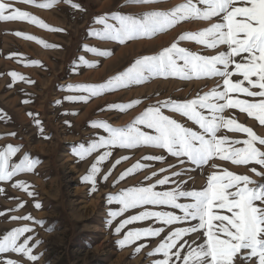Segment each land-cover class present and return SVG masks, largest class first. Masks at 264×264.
<instances>
[{
  "label": "snow or ice",
  "instance_id": "obj_1",
  "mask_svg": "<svg viewBox=\"0 0 264 264\" xmlns=\"http://www.w3.org/2000/svg\"><path fill=\"white\" fill-rule=\"evenodd\" d=\"M23 2L35 4L36 0ZM64 2L73 9L83 10L73 0ZM131 2L149 5L155 0ZM57 3L58 0H44L37 6L51 8ZM213 18H218V22L210 23L198 31L182 33L169 46L155 54L136 58L129 67L102 83L69 85L70 89L85 94L65 97L69 101L87 102L91 97L116 89H126L131 85H142L156 77H176L184 80L217 78L222 81L191 99H157L124 126H113L103 120L91 121V127L102 129L107 135L90 140L87 146L83 143L74 146L73 154L81 161L97 149H105L82 177V182L90 184V191L97 189V174L101 171L99 165L112 155L110 149L132 150L148 147L159 149L161 153H167L174 158L175 163L168 164L163 154L143 156L144 161L166 164V167L146 175V181H152L158 173L168 174L155 179L154 183L127 187L117 194H108L106 198L109 205H120L118 210L109 209V219L106 221L108 224L129 209L144 208L138 214L121 220L114 228L117 234L126 225L134 222L152 220L153 223L173 226L197 221L191 226H177L168 231L159 244L147 253L148 256L162 257L153 260L152 264H264V136L257 135L252 127L239 122L235 115H225L230 110H237L264 126V0H184L168 10L153 9L139 14H103L93 20L95 24L103 27L90 30V34L100 39L123 44L126 41L154 37L181 22L211 21ZM16 20H27L49 28L36 16L15 7L14 0H0V21ZM110 20L115 23H109ZM16 35L37 40L45 47L50 46L34 36L19 32ZM180 41L195 42L205 49L215 50V54L204 55L191 51L181 47ZM88 50L101 56L111 54L110 50ZM80 60L89 67L95 66L83 57ZM9 75L13 80L17 77L20 80L25 79L16 72H10ZM139 104L140 99H133L128 103H113L106 107L124 112ZM165 110L170 114H165ZM173 114H179L186 121L175 119ZM187 122L195 127L187 126ZM35 123L40 125L39 120H35ZM225 131L246 134L247 138L233 139L222 134ZM9 135L14 136L15 133ZM19 148V145L11 144L0 148V182L11 181L18 172H33L35 169L37 161L31 159L27 153L19 162L12 161ZM127 159V156L117 159L103 179L107 180L112 170ZM217 159L236 166L249 167L261 181L223 168L208 175L205 187L187 190L188 180L183 177L191 171L188 166L221 169V165L213 162ZM150 167V164L137 161L121 172L114 184ZM169 184L172 187L163 191L156 190L157 185ZM12 187L22 189L30 197L35 196L23 180L15 181ZM3 191L0 188V192ZM182 200L185 202H181ZM148 205L165 206L179 210L181 214L175 211L149 210L145 207ZM17 207H23V203ZM34 207L40 209L41 204L35 203ZM224 211L230 215L223 214ZM10 219L32 221L33 217L28 214L11 216ZM31 231L28 225L7 231L0 238V254L16 253L36 264L42 253L33 254V248L40 241L36 240L29 246L33 238L28 236L18 242L25 233ZM164 231L165 227L131 228L117 244L124 247L142 239L157 238ZM200 233L206 238L204 243L196 244L193 241L190 244L185 238L189 234ZM144 247L146 244H139L133 254L139 253ZM0 264H20V261L4 256L0 257Z\"/></svg>",
  "mask_w": 264,
  "mask_h": 264
},
{
  "label": "rangeland",
  "instance_id": "obj_2",
  "mask_svg": "<svg viewBox=\"0 0 264 264\" xmlns=\"http://www.w3.org/2000/svg\"><path fill=\"white\" fill-rule=\"evenodd\" d=\"M43 2L44 0H36L35 4H31L24 3L23 0H14V6L42 20L49 26L47 29L27 20L0 21V148L8 144L19 145V151L12 158L13 162H19L25 153L37 161L33 172H18L11 181L0 182V188L4 189L0 192V238L13 228L24 225L31 227L32 231L25 233L18 242H22L28 236L33 238L29 246L36 240L40 241L33 248V254L42 253L36 264H152L153 260L162 257L160 255L148 256L147 253L159 244L168 231L177 226H191L197 221L173 226L153 223L152 220L134 222L126 225L117 234L114 228L121 220L138 214L144 208L129 209L108 224L106 221L109 219V209L118 210L120 205L116 203L109 205L106 198L108 194H117L127 187L154 183L155 179L168 174L158 173L152 181H146L144 179L146 175L152 171H158L161 167H166V164L159 161H144L143 156L163 154L168 164L175 163L174 158L168 156L167 153H161L159 149L148 147L132 150L110 149L112 155L99 165L101 171L97 174V189L90 191V184L82 182V177L87 174L90 165L105 149H97L81 161L73 154L74 146L80 143L87 146L90 140L100 135H107L102 129L91 127V121L103 120L113 126H124L148 104L157 99H191L222 81L217 78H193L191 80L194 81L190 83L202 82L200 86L197 85L199 87L195 88L194 84L189 86L188 81L190 80L156 77L142 85H131L126 89H116L91 97L87 102L69 101L65 97L85 94L70 89L69 85L102 83L129 67L136 58L155 54L160 49L169 46L182 33L198 31L209 26L210 23L218 22V18H213L211 21L181 22L154 37L135 39L120 44L90 34V30L103 27L93 22L95 17L116 12L139 14L153 9L168 10L184 0H155L149 5L134 4L131 0H73L83 10L73 9L64 0H58V3L51 8L37 6ZM109 23H115V21L110 20ZM17 32L37 37L50 46L45 47L37 40L18 36ZM139 41H143L141 42L143 45H145L144 42L156 45L142 49L134 48L118 58L122 54L119 51L117 58L112 59V63H115H111L112 65H109L111 61L106 63L109 67H105L104 74L94 73L102 69L104 63L120 48ZM179 43L181 47L204 55L215 54V50L205 49L202 45L192 41H180ZM89 48L110 50L111 54L97 55L89 51ZM81 57L85 61L93 62L95 66H87L81 62ZM32 61L40 63L33 64ZM10 72L19 73L25 79L20 80L17 77L13 80L9 75ZM155 82L158 83L152 89H146L143 92L142 90L136 91L128 99V92ZM161 82L167 84L161 85ZM176 82L178 86L175 85ZM241 98L246 97L241 96ZM133 99H140L141 104L124 112L110 110L106 107L113 103H128ZM25 101L28 102L25 103ZM165 114L170 113L165 110ZM173 115L181 122L186 121V118L180 117L179 114ZM225 115H235L239 122L252 127L257 135L264 136V126L259 125L254 118H249L237 110H230ZM35 120L40 121L39 126L36 125ZM187 126L193 125L187 122ZM10 133H15V135H9ZM222 134H227L233 139L247 138L246 134L242 133L225 131ZM122 156H127L129 159L117 165L108 179L104 180L103 177L108 173L112 164ZM137 161L150 164L151 167L140 170L114 184L120 173ZM213 162L221 165V169L188 166L191 171L183 177L188 180L187 190H199L205 187L208 175L212 171H219L223 168L237 174H247L252 179L261 181V178L252 173L249 167L236 166L231 162L218 159ZM17 180L25 181L30 186L29 191H33L35 196L30 197L22 189L12 187ZM170 187H172L171 184L157 185L156 190L163 191ZM20 203H23V207L18 208L17 205ZM35 203H40L41 208L36 209ZM145 207L149 210L175 211L181 214L179 210L165 206L148 205ZM28 214L33 217L32 221L10 219L11 216L20 217ZM223 214L230 215L226 211ZM36 221H43V223ZM148 226L165 227V231L160 237L142 239L128 246L121 247L117 244V241L122 239L123 234L129 229ZM49 228H51L50 231ZM185 238L190 244L193 241L201 244L206 239L202 233L189 234ZM142 243L146 244V247L142 248L139 253L133 254L135 248ZM184 251L186 252L187 249ZM4 256L20 261V264H32L16 253L0 254V257Z\"/></svg>",
  "mask_w": 264,
  "mask_h": 264
},
{
  "label": "crops",
  "instance_id": "obj_3",
  "mask_svg": "<svg viewBox=\"0 0 264 264\" xmlns=\"http://www.w3.org/2000/svg\"><path fill=\"white\" fill-rule=\"evenodd\" d=\"M165 36H168V35H165ZM154 41V40H153ZM141 42H143V41H139V42H134V43H131V44H129L127 47H124V48H120L117 52H116V54L113 56V57H111L110 59H108V61L107 62H105L104 63V65H103V68L102 69H100V70H96V71H94V73L96 74V75H99L100 73H102V74H104L105 72V67H107L108 65L106 64V63H108V62H110L109 63V65L112 63V59H116L117 57H115L116 55H117V53L119 52V51H121V53L122 54H120V56H118V58L119 57H121V56H123V54L124 53H127V52H129V51H132V50H134V48H137V49H142L143 47L144 48H149V47H153V46H155L156 44H153V45H143V44H141V45H139V46H137L136 44H138V43H141ZM161 42H163V40L161 41ZM159 44H161V43H159ZM113 63H115V62H113ZM112 63V64H113ZM111 64V65H112ZM109 67V66H108ZM99 72V73H98ZM104 72V73H103ZM94 78V77H93ZM194 80H190V81H188V84H189V86H193V84H194V86H195V88H197V87H199L201 84H202V82H196V83H190V82H193ZM183 82V81H182ZM158 82H155V83H152V84H150V85H147V86H144V87H141V88H138V89H135V90H132V91H130V92H128V99H129V97L133 94V93H136V91H139V90H142V92L144 91V90H146V89H152L156 84H157ZM166 85L167 83H165V82H161V85ZM169 84H171V83H169ZM200 84V85H199ZM204 84V83H203ZM172 85V84H171ZM175 85H179L178 84V82H176V84ZM197 85H199V86H197ZM131 115V114H130ZM130 115H128V117H130ZM231 137V136H230Z\"/></svg>",
  "mask_w": 264,
  "mask_h": 264
},
{
  "label": "bare ground",
  "instance_id": "obj_4",
  "mask_svg": "<svg viewBox=\"0 0 264 264\" xmlns=\"http://www.w3.org/2000/svg\"><path fill=\"white\" fill-rule=\"evenodd\" d=\"M145 43V45H149V43L148 42H144ZM141 44V43H140ZM151 44V43H150ZM139 46V45H138ZM116 57V56H115Z\"/></svg>",
  "mask_w": 264,
  "mask_h": 264
}]
</instances>
